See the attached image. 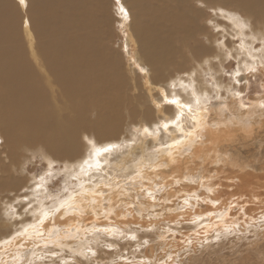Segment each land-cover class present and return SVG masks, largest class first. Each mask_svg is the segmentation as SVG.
<instances>
[{"label":"bare ground","instance_id":"1","mask_svg":"<svg viewBox=\"0 0 264 264\" xmlns=\"http://www.w3.org/2000/svg\"><path fill=\"white\" fill-rule=\"evenodd\" d=\"M120 1L131 78L109 47L103 0H30L32 18L28 9L20 17L19 1L20 8L12 0H0L2 190L21 185L13 182L14 174L22 173L36 153L48 164L68 167L62 196L48 193L51 202L35 203L39 209L23 229L0 242V264H49L50 259L53 264H199L207 251L223 264H264V163L259 161L255 168V160L244 157L250 170L221 153L222 143L232 148L264 126V0H207L204 8V0H145L147 5L143 0ZM213 9L223 15H214ZM132 10L138 15L134 27ZM233 17L249 27L238 28ZM214 24L217 34L210 29ZM225 52L242 59L241 75L233 77L235 84L243 83L239 92H230L232 83L224 81L228 58L215 59ZM202 60L209 63L198 68L196 78L189 75L179 81L181 87H191L190 99L178 97L192 104L189 118L199 120L195 134L187 135L192 129L181 119L185 138L171 125L167 129V146L172 147L160 144L151 160L142 159L132 172L90 180L93 176L84 163L94 155L96 162L104 159L109 166V155L99 150L119 143L134 125L143 126L142 147L147 138L160 140L143 130L175 112L159 102L160 96V101L172 99L162 85L181 70L180 64L182 73H193ZM144 66L151 71L144 73ZM205 74L213 77L212 83ZM221 91L226 92L223 97ZM213 94L226 107L250 108L247 118L221 121V111L228 109L217 114L205 108ZM136 149L133 146L131 154ZM4 178L12 183L3 184ZM42 186L33 183L32 194H44ZM225 229L230 234L225 235Z\"/></svg>","mask_w":264,"mask_h":264},{"label":"rangeland","instance_id":"2","mask_svg":"<svg viewBox=\"0 0 264 264\" xmlns=\"http://www.w3.org/2000/svg\"><path fill=\"white\" fill-rule=\"evenodd\" d=\"M18 1L19 0H12L14 5L20 8V6L18 5L19 4ZM119 3H121L120 0H103V8L104 9L106 8L105 9L106 12L104 13L106 15L105 20L109 21L108 25L106 26V30L108 31L107 37L110 39L109 47L114 51V54L117 55V58L119 60L116 62H119L122 69H124V72L126 73L127 77L131 78L132 73L129 74V67H128L129 66L128 56H130V47L126 42L127 35L125 31H123V28L120 23L121 13L119 12V8H120ZM147 3L148 2L146 1L144 2L145 5H147ZM29 4H30V0H25V3L23 4V7L20 8L21 9L20 11H19V8H16V10L19 11L18 13L20 14V17L24 14L23 13L25 12L23 11L24 9H28L27 12L29 14V11H30L29 10L30 8H28ZM132 13H133L132 14V26L134 27L136 22L138 21V15L133 10H132ZM28 16H31V15L29 14ZM210 17L211 19L216 20V23H218L217 18L215 19L212 18V14L210 15ZM30 18H32V16ZM122 18L124 17L122 16ZM215 26L216 24L212 26L210 25V29H214ZM214 33L215 34L219 33L218 29H214ZM21 34H22V38L24 39L23 29L21 30ZM232 37L235 39V41L240 43L241 38L235 32V30H232ZM24 42L26 44L25 47H27L28 46L27 40L24 39ZM246 42H250V40ZM257 44L258 42H256L255 46ZM136 47L139 48L138 42L136 44ZM139 54L141 55V58L144 60V57H143L144 52L139 49ZM252 57H255V56L249 55L247 58L253 59ZM240 60H242L241 57L232 55L231 58H228L223 65L224 81L227 82V84L232 83V90L230 92H239L241 90V87L243 86V83L242 84L240 83L241 85L240 84L237 85L233 81L234 75L239 70ZM183 64H180L181 70L176 69L174 71V77L171 78L167 82L166 85H162V86H164L165 89L169 90L168 91L169 98L175 97L180 100V98L178 97L180 96L181 99L185 101L188 98L190 99L191 87H188L186 85L181 87L183 83L181 84L180 82L181 80L185 81V79H188L187 76L191 74V71L182 73V67L184 66ZM196 65L197 67L193 69V72H196L197 69L202 65V63L196 64ZM146 67H145L146 69L142 70L144 71V73L146 72L148 73L150 69L149 66H146ZM133 74H134V77L136 78V73H133ZM205 77L208 78V82L212 83L214 80L213 77L210 75L205 74ZM137 81H138V84L141 83L140 82L141 80H139L138 78H137ZM137 92H139V94L141 95H144V98L147 99L144 89L143 90L139 89L137 90ZM154 93H155V96L157 97L158 94L156 93V91ZM225 93L226 92L221 91L220 96L223 97ZM221 97L217 98V96L213 94L211 98L209 99L210 100L209 103H206L205 108L206 107L208 109L211 108L217 114L223 108L228 109L226 112L221 111L222 113L221 121L222 119H226L231 122L240 121L241 116L245 117V119L247 118L248 116L247 113L249 112L250 108H246L243 105L244 110L238 111V110L232 109L231 106L229 105L226 107V104L224 103V100ZM247 97L245 99L249 101L250 99ZM160 99H162L161 96H160ZM160 99H159V102L163 104V107H166L167 105L165 104V100L160 101ZM260 111H264V110H260ZM166 115H167L166 117L161 116L160 118L156 119L155 122L150 123V125L146 124L145 126L148 128L149 132H152L151 136L159 137L160 140L158 142H154L153 138L152 139L147 138V141L142 147L139 143L141 142V139H142L143 126L141 124H138L132 127V131L130 133L128 132L127 135L121 136L120 137L121 140L118 141L119 143H115V144L107 143V144H110L109 147H103L102 149L99 150L103 152L102 151L103 149L105 148L108 149V151L104 153V156L107 158V155H109L111 159L109 166H107V163L104 159H101L96 162L95 160L96 157H94V155H91L92 158L90 159V162L84 163V168L91 171V175L93 176V178H90V180L97 181L96 180L97 178L95 177L102 175V176H99V178H101L103 181L104 180L106 181L108 179L107 178L108 176L106 175H109L110 177H112L113 175L120 176V175L129 173V172H132L135 168H137V166L143 164V162L140 163L142 159H146L145 160L146 162L151 160L152 155H154L157 152L160 144H162V146L165 147L167 146V140H171V137L166 136L168 132L167 130L155 131L156 129L159 128V126L162 123L173 119L174 111H170ZM172 127L173 129L175 128L174 126ZM239 128H241V126ZM178 136L180 138H185L182 133H179ZM234 139L235 138L232 137L231 141H233ZM64 140L66 141L67 139H64ZM229 144H232V142H230ZM135 145H137V149L135 150V153L131 154L130 149L133 148V146ZM233 145H232V148H228L226 147L228 146V143H222L221 153L222 151H224L227 154V159L229 161H233L236 164H238L237 162H239L241 165H244V166L247 165L248 169L250 170L251 168L248 166L249 164L246 158H248L249 160H255L252 162L251 165L257 168L259 166V161H263L264 163V150H263L264 149V126L262 129L258 131V133L255 136L251 137V139L249 137H245V138L242 137L240 140L235 141ZM0 146H2L1 142H0ZM1 159H3V156ZM6 161L8 163L9 160H6ZM48 163L49 161L48 159H46L44 155H42L41 153L40 154L36 153L33 156H31L28 161H26L24 168H22L23 170L22 173H20L19 171L17 174H14L13 182H15L16 184H21L19 187L17 188L11 187L9 189L2 190V186L0 185V189L2 190V193L0 194V242L5 241L6 238L9 239L7 236H9L11 232L12 233L16 231L20 232V230L23 229L25 223L33 217L34 213H36L35 210H37L38 205H41V202H45L46 199H48L46 200L47 202H51L49 201V199L51 198L50 197L47 198L49 196L48 193H51L53 196H62V193L65 189V185L67 183V177L65 176V171H67L68 167L64 163L62 164H59L58 162L53 163V164H48ZM216 165H213V166H216ZM99 167H102V170H104V172H102L99 169ZM254 171H256V173L263 172L260 169L258 171L254 169ZM28 174H30L31 177H28ZM28 180H31V182H28L27 184ZM9 182L12 183L10 180L7 182L6 178L2 180V183L5 185H8ZM37 182H40L44 186V187L43 186L41 187V189L46 190L44 191V194L37 193V192L36 194L35 193L32 194V188H33L32 184L37 183ZM25 184L26 186L25 188H23ZM39 195H42V196H39ZM38 196L40 198H38ZM35 203L38 205H36ZM32 206H34L35 208L34 212L31 211L33 208ZM118 247L119 249L121 248L120 246ZM224 253L229 255V252L227 251H224ZM206 254L209 256V258ZM202 257L203 259L198 261L199 264H223V262L216 260V256H214L213 253L210 254L208 251L204 253V255L202 254ZM55 259L57 260V257L54 258V260ZM56 262L61 263L60 259H58ZM47 263H49V261H47ZM28 264H31V261ZM33 264H38V263H33ZM49 264H53V262H51V259H50Z\"/></svg>","mask_w":264,"mask_h":264},{"label":"snow or ice","instance_id":"3","mask_svg":"<svg viewBox=\"0 0 264 264\" xmlns=\"http://www.w3.org/2000/svg\"><path fill=\"white\" fill-rule=\"evenodd\" d=\"M19 2H20L21 4H24V3H25V0H19ZM206 5H207V0H204V2L201 3L200 6H201L202 8H204V7H206ZM121 11L123 12L124 10L121 9ZM210 11H213V14H214V15H223V11H222V10H214V9H213V10H210ZM233 19L236 20L235 17H233ZM236 26H237L238 28H248V27H249V25H248L245 21H243V20H236ZM261 42L264 43V40H262ZM217 46L223 51V42H222V41H219V40H218V41H217ZM232 55H234V53H227V52H225V53H224V56H217V57H215V59H217V60H222V59H224V58H231ZM201 63L204 64V65H207V64L209 63V61H207V60H202ZM251 71L254 72L255 69H251ZM198 73H199V69H197L196 72H193V73H191L190 75H191L193 78H196L197 75H198ZM237 75H239L238 72H237ZM262 86H264V85H262ZM165 104L168 105V106H173V107L175 108V112H174L173 119L168 120V121L162 123V124L159 126V128L156 129L155 131H159V130H167L168 127H169L170 125H172V126H174L178 131H180V132L183 134V129L180 127V121H181V119H183L185 122L188 123L189 128L192 129L190 132L187 133V135H188V136H192V135H194L195 132H196L197 127L199 126V120H197L195 117H191V118H189V115H188V114L192 112V104H191V102H189V103H184V102H182V101H180L179 99H177V98L174 97V98H172V99H170V100H165ZM260 107L264 108V103H262V104L260 105ZM143 131H144L145 134H147V135H149V136L152 135V132H149L148 128H144ZM181 142H182V141H175V143H176L177 145H179ZM89 143H92V142L89 141ZM167 147H172V146H171V145H168ZM107 151H108L107 148H105V149L103 150L104 153H106ZM97 154L99 155V154H102V153L97 152ZM210 191H211V190H210ZM188 203H189V202H188L187 200H185V205H187ZM216 203H219V201H216ZM64 206H65V205L62 203V204L60 205V208H63ZM229 207H233V205H229ZM56 210L59 211V209H56ZM46 216H47V214H45V217H46ZM228 234H230V229H225V235H228ZM220 238H221L220 235L217 234V235H216V239H217V240H220ZM133 239H135V237H133ZM187 243H188V244H192L193 241H187ZM200 246L203 247V242L201 243Z\"/></svg>","mask_w":264,"mask_h":264},{"label":"water","instance_id":"4","mask_svg":"<svg viewBox=\"0 0 264 264\" xmlns=\"http://www.w3.org/2000/svg\"><path fill=\"white\" fill-rule=\"evenodd\" d=\"M243 76V75H242Z\"/></svg>","mask_w":264,"mask_h":264}]
</instances>
